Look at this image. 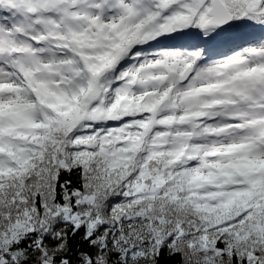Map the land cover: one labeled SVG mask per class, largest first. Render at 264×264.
<instances>
[{
  "label": "snow or ice",
  "instance_id": "1",
  "mask_svg": "<svg viewBox=\"0 0 264 264\" xmlns=\"http://www.w3.org/2000/svg\"><path fill=\"white\" fill-rule=\"evenodd\" d=\"M0 264H264V0H0Z\"/></svg>",
  "mask_w": 264,
  "mask_h": 264
}]
</instances>
